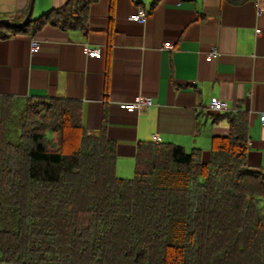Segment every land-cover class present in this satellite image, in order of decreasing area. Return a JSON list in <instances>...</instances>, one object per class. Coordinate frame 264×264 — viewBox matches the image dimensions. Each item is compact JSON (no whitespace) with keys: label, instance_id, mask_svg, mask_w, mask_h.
<instances>
[{"label":"trees","instance_id":"trees-1","mask_svg":"<svg viewBox=\"0 0 264 264\" xmlns=\"http://www.w3.org/2000/svg\"><path fill=\"white\" fill-rule=\"evenodd\" d=\"M95 0H68L25 27L0 15V40L46 24L89 31ZM113 14V13H112ZM81 102L0 95V264H264V172L247 165L250 121L200 148L141 142L131 179L118 175L104 122Z\"/></svg>","mask_w":264,"mask_h":264},{"label":"crops","instance_id":"crops-1","mask_svg":"<svg viewBox=\"0 0 264 264\" xmlns=\"http://www.w3.org/2000/svg\"><path fill=\"white\" fill-rule=\"evenodd\" d=\"M31 2L0 0V15L21 17ZM67 2L35 0L33 17ZM141 9L145 23L129 20ZM88 26L69 31L48 23L0 40V95L81 102L89 131L106 123L124 177L141 142L200 148L208 161L212 138L229 133L228 121L208 109L219 98L228 112L248 113L247 165L264 172V0H95ZM34 39L42 48L32 53ZM86 46L101 55L88 57ZM140 96L153 104L120 108Z\"/></svg>","mask_w":264,"mask_h":264},{"label":"built area","instance_id":"built-area-1","mask_svg":"<svg viewBox=\"0 0 264 264\" xmlns=\"http://www.w3.org/2000/svg\"><path fill=\"white\" fill-rule=\"evenodd\" d=\"M129 20L131 21H138L141 23H145L147 20V13L143 9L139 11L138 14L136 15H131L129 17ZM42 48L41 42L38 39H34L32 41V46H31V51L32 53H35L39 51ZM167 49H173V45H167ZM85 52L88 57L90 58H95L99 57L102 53V49L100 47H90L86 46L85 47ZM218 54V51L214 49L211 53L210 56H215ZM153 104V98L148 97V96H140L138 97L134 102H126V103H120V108L130 111V112H140L147 107L151 106ZM208 109L212 112L216 113H226L228 112L229 108L226 102L219 98H213L208 105ZM261 121L262 124L264 125V114L261 116ZM156 140H158V137H154Z\"/></svg>","mask_w":264,"mask_h":264},{"label":"water","instance_id":"water-1","mask_svg":"<svg viewBox=\"0 0 264 264\" xmlns=\"http://www.w3.org/2000/svg\"><path fill=\"white\" fill-rule=\"evenodd\" d=\"M34 3H35V0H32L31 6H30V9H29V12H28V14H27V16H26V18L24 19L23 22H21V23H15L12 20H2V22L6 23L8 26L21 27V28L25 27L26 24L28 23V21L33 16Z\"/></svg>","mask_w":264,"mask_h":264},{"label":"rangeland","instance_id":"rangeland-1","mask_svg":"<svg viewBox=\"0 0 264 264\" xmlns=\"http://www.w3.org/2000/svg\"><path fill=\"white\" fill-rule=\"evenodd\" d=\"M189 151V150H188ZM134 175H135V168L133 169V171H132V174L131 175H129V176H126V177H124V176H120V177H122V178H127V179H131V178H133L134 177Z\"/></svg>","mask_w":264,"mask_h":264}]
</instances>
